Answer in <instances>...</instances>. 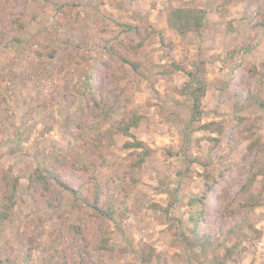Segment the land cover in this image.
Listing matches in <instances>:
<instances>
[{"label":"rangeland","instance_id":"374dc122","mask_svg":"<svg viewBox=\"0 0 264 264\" xmlns=\"http://www.w3.org/2000/svg\"><path fill=\"white\" fill-rule=\"evenodd\" d=\"M174 1L0 0V264H264V0H186L206 13L183 36Z\"/></svg>","mask_w":264,"mask_h":264},{"label":"trees","instance_id":"16d2710c","mask_svg":"<svg viewBox=\"0 0 264 264\" xmlns=\"http://www.w3.org/2000/svg\"><path fill=\"white\" fill-rule=\"evenodd\" d=\"M205 13L206 10L200 7H177L173 8L168 13V23L171 27L175 28L178 34L186 35L193 29H198L203 25L205 20ZM128 64L132 65L135 70L140 67V64L137 61L132 59L125 60ZM176 69H179L176 66ZM88 88L90 91L93 87V82L91 78L88 80ZM186 90V89H185ZM201 91L200 93H197ZM193 97L194 100V108L193 110L194 115L193 120H195L200 113V103H201V96L206 94L205 86L202 87H195L191 92H187ZM136 120L131 121H122L119 126L116 127L115 132H122L123 134L133 136L131 133V126L135 125ZM202 127L206 128L207 130H212L216 127L215 122L203 123ZM215 132V131H214ZM126 147L132 146H143V142H131L127 141L125 143ZM253 176L251 179L249 178V183H253L256 179L257 171L255 167L253 168ZM30 181L28 182V189L34 193L33 195H39L43 198L48 200V203L52 206H57L59 201L53 195V186H52V176L44 169H36L29 177ZM20 178L18 176L12 177L10 180L6 182V187L0 192V220H4L10 215V212L17 204V189L19 186ZM199 200L201 202L205 201V197H200ZM95 208L102 210L96 204L94 205ZM108 214L111 215L112 212L108 211Z\"/></svg>","mask_w":264,"mask_h":264},{"label":"crops","instance_id":"0c3cea01","mask_svg":"<svg viewBox=\"0 0 264 264\" xmlns=\"http://www.w3.org/2000/svg\"><path fill=\"white\" fill-rule=\"evenodd\" d=\"M174 3L175 4H177L176 6L177 7H179V6H183V7H186V6H190L191 5V3L190 2H188V1H186V0H175L174 1ZM202 5H203V3H202ZM200 7H206V4H204L203 6H200ZM165 24H167V22L165 23ZM167 31H168V29H166ZM195 36H198L199 37V35L198 34H196ZM196 40V42L197 41H199L198 39H195ZM201 45L199 44V42H198V44L197 45H192V49L191 50H193V52L192 51H187L186 52V54H188V55H190V58H191V56H192V60L193 61H191L190 62V65H189V67H188V72H190L189 74H188V76L187 77H190V80H194V77L195 76H197L198 74H200V72L198 73V74H196L197 73V70H196V62H197V59H198V57H199V55H200V53H201V50H200V48H202V47H200ZM214 51H212V52H210V53H213ZM199 58H202V57H199ZM180 62V61H179ZM177 63V64H180V63ZM204 66H205V69L207 70V73L206 72H203L204 73V75H208V83L209 84H211V86H216V85H218V83L219 82H217V81H219V80H216V77L215 76H213V75H211V68H212V66L214 67L215 65H212L211 63H209V60L207 59L206 61H205V63H204ZM217 69V68H216ZM216 73H220V69H218V70H216L215 71ZM206 73V74H205ZM191 75H192V78H191ZM216 81V82H215ZM194 82L192 81V84H193ZM214 91V90H213ZM212 90H206V95H208V97H210L211 98V100H212V102H213V104H215L216 102H218V99H219V96H217L216 94L217 93H215V92H213ZM162 92H163V90H162ZM217 92V91H216ZM190 100V99H189ZM181 106V105H180ZM180 106L179 105H177V106H175L174 105V107H172L171 109L172 110H178L179 108H180ZM189 109H192V107H189ZM191 111V110H190ZM152 113H156V112H152Z\"/></svg>","mask_w":264,"mask_h":264}]
</instances>
